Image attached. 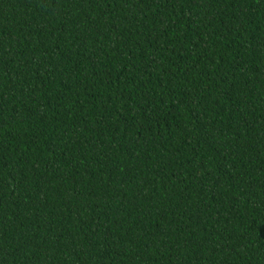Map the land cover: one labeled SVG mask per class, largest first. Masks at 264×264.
Here are the masks:
<instances>
[{
    "label": "trees",
    "instance_id": "trees-1",
    "mask_svg": "<svg viewBox=\"0 0 264 264\" xmlns=\"http://www.w3.org/2000/svg\"><path fill=\"white\" fill-rule=\"evenodd\" d=\"M0 264H264V0H0Z\"/></svg>",
    "mask_w": 264,
    "mask_h": 264
}]
</instances>
